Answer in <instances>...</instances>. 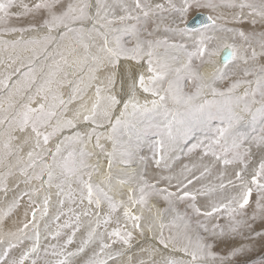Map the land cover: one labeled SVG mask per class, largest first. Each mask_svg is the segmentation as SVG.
<instances>
[{
  "label": "snow or ice",
  "instance_id": "1",
  "mask_svg": "<svg viewBox=\"0 0 264 264\" xmlns=\"http://www.w3.org/2000/svg\"><path fill=\"white\" fill-rule=\"evenodd\" d=\"M0 264H264V0H0Z\"/></svg>",
  "mask_w": 264,
  "mask_h": 264
}]
</instances>
